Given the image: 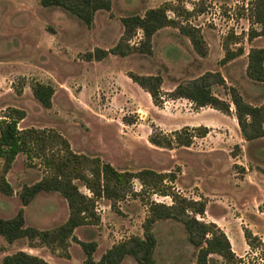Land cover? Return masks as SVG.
I'll use <instances>...</instances> for the list:
<instances>
[{"label": "rangeland", "instance_id": "1", "mask_svg": "<svg viewBox=\"0 0 264 264\" xmlns=\"http://www.w3.org/2000/svg\"><path fill=\"white\" fill-rule=\"evenodd\" d=\"M166 1L184 3L193 9L200 0H112L111 10L98 11L91 28L63 8L42 6L41 0H0V115L9 106L25 109L27 116L20 127L55 128L69 139L74 151L99 156L119 170L175 171L177 190L189 198L198 197L200 190L209 196L206 200H210V215L220 221L218 225L243 252L244 228L260 235L264 242V138L246 141L236 119L213 110L196 119L219 124L207 136L196 138L190 147L155 146L148 139L153 124L171 132L180 129L181 122L175 119L195 115L194 111L201 108L189 102L174 104L172 99L158 107L127 73L161 74L163 91H171L180 81L219 70L228 86H215L217 95L229 100V87L235 86L248 102L262 104L264 81H253L246 73L250 49L264 47L263 36L249 37L252 27L259 28L247 16L251 0H204L206 11L192 18L191 24L204 35L207 57H201L174 27L164 28L154 36L151 55H109L92 62L82 56L96 47L111 48L123 33L122 17L143 14ZM231 32L239 42L230 47L242 45L245 53L222 65L223 42ZM141 37L139 33L133 42H139ZM37 81L54 86L51 108H45L35 98L31 86ZM1 166L0 160V169ZM42 176L40 167L27 166L26 156L19 154L7 175L15 194L0 193V216L14 217L23 208L26 225L51 229L63 224L69 207L60 193H39L27 206L18 195L24 185H32ZM135 188L141 189L138 181ZM82 190L86 191L84 187ZM148 200L129 196L119 202L121 213L109 210V201L100 200L98 211L104 218L103 226H80L75 234L81 240L98 243L94 258L99 260L112 237L117 242L143 235ZM150 200L172 203L170 197L156 194ZM208 219L206 214L204 220L211 221ZM154 234L157 264H189L196 260V249L182 222L158 221ZM24 247H28L26 238L10 244L0 235V263L7 255L28 252ZM249 249L242 264H263L261 249ZM70 253L71 258H53L57 264H87L80 244L73 242ZM42 254L51 255V251L44 248ZM213 257L214 264H223L221 257ZM122 264L139 263L127 256Z\"/></svg>", "mask_w": 264, "mask_h": 264}, {"label": "trees", "instance_id": "2", "mask_svg": "<svg viewBox=\"0 0 264 264\" xmlns=\"http://www.w3.org/2000/svg\"><path fill=\"white\" fill-rule=\"evenodd\" d=\"M112 0H41L47 8L60 7L93 27L100 10H111ZM247 16L253 24L250 39L264 37V0H251ZM206 11L204 0L198 1L193 9L184 3L166 1L160 6L147 9L143 14L134 13L121 18L123 33L111 48L96 47L84 53L83 59L89 62L102 61L109 55L130 56L133 54H153V38L162 29L174 27L186 36L193 49L201 56H208V45L200 28L191 24V19ZM172 13L173 15H171ZM142 33L139 42H133ZM238 38L231 32L223 42L222 65L237 59L245 53L244 46L232 49ZM247 76L257 82L264 81V47H252L248 53ZM132 81L149 93L154 105L163 107L167 100L180 98L191 101L196 108L210 107L231 116L235 113L241 133L246 141L264 138V102L260 105L248 102L235 86L229 87L230 99H224L214 92L215 86L227 87L221 71H206L203 74L180 81L171 91H163L164 78L161 74L127 73ZM35 98L45 107L51 108L55 88L49 83L35 82L31 86ZM21 94V89L18 90ZM27 116L25 109L9 106L0 115V193L12 196L14 187L7 175L19 154L26 156L29 167H40L43 176L32 185H24L18 193L23 206L29 205L42 192H58L68 203L67 220L51 229H39L26 225L24 209L11 218L0 216V235L8 243L26 238L31 248L46 247L51 253L62 258H71L73 242L80 244L86 254L87 264H121L132 256L139 264H157L155 247L157 238L154 225L158 221L174 219L183 223L191 245L196 249V260L189 264H214L213 255L222 258L223 264H242L225 231L213 221L200 219L207 210V200H195L179 192L176 188L175 171L158 172L150 168L137 171L119 170L99 156H89L73 150L69 139L55 128L19 126ZM210 132L205 125L184 126L165 132L160 126L152 125L149 135L151 144L167 149L190 147L196 138H203ZM141 184L139 191L135 182ZM82 187L86 191L82 190ZM170 197L172 203L150 200L153 195ZM133 196L148 200V216L143 222V235H132L113 244L95 260L98 249L96 241H84L77 237L75 230L80 226H101L99 201L105 199L111 208L121 213L119 202ZM147 196V197H146ZM248 245L261 249L264 261V242L249 228H244ZM0 264H52L44 258L26 251H18L5 256ZM264 264V262H263Z\"/></svg>", "mask_w": 264, "mask_h": 264}, {"label": "crops", "instance_id": "3", "mask_svg": "<svg viewBox=\"0 0 264 264\" xmlns=\"http://www.w3.org/2000/svg\"><path fill=\"white\" fill-rule=\"evenodd\" d=\"M175 88V87H174ZM173 88V89H174ZM172 89V90H173ZM150 95V94H149ZM172 102L174 103V104H183V103H185V102H189L190 104H193L191 101H189V100H187V99H184V98H180V99H176V100H172ZM213 110H215V109H213V108H210V107H203V108H201V111H200V109L199 110H197V111H194V112H196V114L195 115H189V116H192V117H182V118H179V119H175L176 121H179V122H181V125H180V128L181 127H184V126H191V127H193V126H200V124H202V125H205V126H208L210 129L211 128H216V125L217 124H219V122H217V121H207V120H204V119H200V120H197L196 119V117H201V114L202 113H204V112H207V111H213ZM217 111V110H216ZM220 112V111H219ZM172 116V115H171ZM228 116V115H227ZM173 117H175L174 115H173ZM230 118L231 117H233L234 119H236V116H235V114L233 113V115L232 116H229ZM237 120V119H236ZM176 123H178V122H176ZM238 123V122H237ZM239 126V125H238ZM179 128V127H178ZM176 130V129H175ZM198 197H196V198H198V199H196V198H193V199H195V200H199V199H201L202 197L204 198L205 197V199L206 198H208L207 197V195L206 194H204V193H202V191L200 190V192H199V194L197 195ZM102 200H105V199H102ZM107 201V200H106ZM208 202V204H207V210H206V213H205V215H204V217L202 218V219H206V214H207V216H208V220H211V221H213V222H216L217 224H221V223H219L220 221L216 218V217H214L213 215H210V213H209V210H208V208H209V205H210V200L209 201H207ZM109 203V202H108ZM108 208H109V210L111 209V205H110V203L108 204V205H106ZM264 212V211H263ZM99 213L101 214V212L99 211ZM69 216V215H68ZM157 223V222H156ZM155 223V224H156ZM103 224H104V218L102 217V225L101 226H103ZM101 226H99V227H101ZM220 226V225H219ZM226 233V232H225ZM227 234V233H226ZM228 237H229V239H230V241H231V244H232V248H233V250H234V252L238 255V256H240V257H243L245 254H247L248 252H249V248H250V246L248 245V243H247V241H246V250H244L243 252H239L237 249H236V247H235V244H234V240L229 236V235H227ZM260 236V235H259ZM261 237V236H260ZM113 238V237H112ZM110 239V241H109V248L113 245V244H115V243H117L116 242V240L113 238V239ZM262 238V237H261ZM246 240V239H245ZM263 240V239H262ZM44 248H46V247H39V248H31V247H24L23 249L24 250H27L28 252H30L31 254H34V255H38V256H42V257H44V258H46L48 261H50V262H52V263H54V264H57V262L54 260V258H53V256L54 255H56V254H53V253H51V255H49V254H42V251L44 250ZM251 251V250H250ZM253 251V250H252ZM127 258V257H126ZM126 258L121 262V264L126 260Z\"/></svg>", "mask_w": 264, "mask_h": 264}]
</instances>
